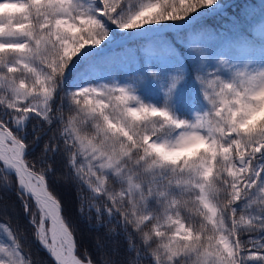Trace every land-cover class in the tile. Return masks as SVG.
I'll return each instance as SVG.
<instances>
[{"label": "snow or ice", "instance_id": "snow-or-ice-1", "mask_svg": "<svg viewBox=\"0 0 264 264\" xmlns=\"http://www.w3.org/2000/svg\"><path fill=\"white\" fill-rule=\"evenodd\" d=\"M231 7L0 0V264H264V0Z\"/></svg>", "mask_w": 264, "mask_h": 264}, {"label": "trees", "instance_id": "trees-1", "mask_svg": "<svg viewBox=\"0 0 264 264\" xmlns=\"http://www.w3.org/2000/svg\"><path fill=\"white\" fill-rule=\"evenodd\" d=\"M225 2L233 5V7L228 9V15L229 16L239 15L242 18L244 15L243 10L245 9V6L247 7L250 5H257V6L259 5L258 1L255 2V1H251V0H225ZM207 23L209 26H218L219 24L224 23V21L221 20L220 18H209ZM250 27L252 29H258L259 20L258 21H252L250 23ZM129 47L136 48V47H138V44L130 43ZM140 95H141L142 99H144L146 102L158 104L160 102V100L162 99L163 94L160 91V89L158 87H156V90L154 93L148 92V93L144 94V91L140 90ZM59 190H60L62 196L64 197V199L68 202V204L70 206H72L73 210H75V206L77 204V196H85L86 197V193H87L86 189L81 191L79 188L68 187V186L61 187ZM80 229H81V231H80L79 239L81 241V244L85 247H88L94 253H96L95 245L97 243V237H99L100 242L105 245V250L110 251L114 247V245L110 241H108L104 235L106 230L101 229L100 231H96V230L92 229L89 226L86 219L80 220ZM31 252H32V256L39 255V257L42 260H45V261L49 260V257L47 255L46 251L44 249H42L36 243L32 244ZM96 254H98V253H96Z\"/></svg>", "mask_w": 264, "mask_h": 264}, {"label": "rangeland", "instance_id": "rangeland-1", "mask_svg": "<svg viewBox=\"0 0 264 264\" xmlns=\"http://www.w3.org/2000/svg\"><path fill=\"white\" fill-rule=\"evenodd\" d=\"M251 1H255V2H259L260 3V0H251ZM248 7V6H247ZM246 6H245V8H247ZM259 20V18H257V20H255V21H258ZM141 90H143L144 91V94H146V93H148V92H155V90H156V86H153L152 88H149V89H141ZM205 105H201V107H204Z\"/></svg>", "mask_w": 264, "mask_h": 264}]
</instances>
